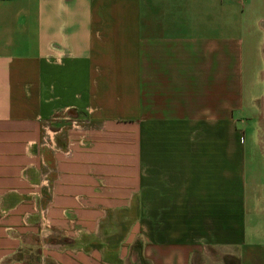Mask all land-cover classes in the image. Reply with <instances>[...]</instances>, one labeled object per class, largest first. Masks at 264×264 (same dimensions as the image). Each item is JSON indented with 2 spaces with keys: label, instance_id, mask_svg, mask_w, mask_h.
Segmentation results:
<instances>
[{
  "label": "crops",
  "instance_id": "obj_1",
  "mask_svg": "<svg viewBox=\"0 0 264 264\" xmlns=\"http://www.w3.org/2000/svg\"><path fill=\"white\" fill-rule=\"evenodd\" d=\"M263 113L264 0H0V264H264Z\"/></svg>",
  "mask_w": 264,
  "mask_h": 264
},
{
  "label": "rangeland",
  "instance_id": "obj_2",
  "mask_svg": "<svg viewBox=\"0 0 264 264\" xmlns=\"http://www.w3.org/2000/svg\"><path fill=\"white\" fill-rule=\"evenodd\" d=\"M238 129L240 130V135H242L241 137L245 142L248 155H251L252 151L254 154L255 149L253 148V146H256V140L261 143V146L263 147L262 151L264 152V113L262 114L260 122L258 123L256 130L257 132L255 131V125L252 123H249V125L238 124ZM255 171H258L260 173L257 174L255 173ZM263 174L264 166L254 169V166L252 164H248L249 177L255 175L260 181L261 175ZM222 257L223 256L215 249L206 248L203 253H198L196 255V259L194 260V262L195 264H225L222 260ZM228 264H237L236 259L232 257Z\"/></svg>",
  "mask_w": 264,
  "mask_h": 264
},
{
  "label": "trees",
  "instance_id": "obj_3",
  "mask_svg": "<svg viewBox=\"0 0 264 264\" xmlns=\"http://www.w3.org/2000/svg\"><path fill=\"white\" fill-rule=\"evenodd\" d=\"M132 251H133V254L136 256V260H137V264H142V261L140 259V245L137 243L135 244L133 247H132ZM231 258L229 257H225L224 258V262L226 264H228V262L230 261ZM237 262V261H236ZM146 264V263H144ZM238 264V262H237Z\"/></svg>",
  "mask_w": 264,
  "mask_h": 264
}]
</instances>
